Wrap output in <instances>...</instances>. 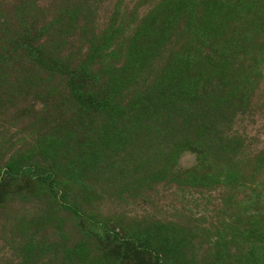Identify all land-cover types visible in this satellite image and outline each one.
I'll use <instances>...</instances> for the list:
<instances>
[{
	"label": "rangeland",
	"instance_id": "374dc122",
	"mask_svg": "<svg viewBox=\"0 0 264 264\" xmlns=\"http://www.w3.org/2000/svg\"><path fill=\"white\" fill-rule=\"evenodd\" d=\"M0 264H264V0H0Z\"/></svg>",
	"mask_w": 264,
	"mask_h": 264
}]
</instances>
